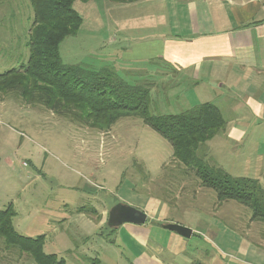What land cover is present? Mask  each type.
Here are the masks:
<instances>
[{
	"label": "rangeland",
	"instance_id": "1",
	"mask_svg": "<svg viewBox=\"0 0 264 264\" xmlns=\"http://www.w3.org/2000/svg\"><path fill=\"white\" fill-rule=\"evenodd\" d=\"M0 2L3 73L27 64L33 14L28 0ZM74 9L83 22L78 34L61 45L65 63L99 69L114 62L108 67L129 68L119 73L129 83H155L153 115L179 114L208 101L204 92L194 95L186 86L171 97L161 78L136 71L164 70L153 64L162 47L155 35L164 27L148 20L152 11L160 12L158 7L149 1L131 5L91 0L77 1ZM148 59L153 62L141 64ZM172 160V145L140 118L126 117L99 130L0 96V211L13 208L19 234L44 236L46 254H56L65 264H91L92 259L99 264H142L130 238L139 233L162 249L146 245L147 254L153 255L144 260L150 264H187V258L193 264H264V224L251 222V211L237 202L219 206L216 193L203 189L193 170ZM208 160L234 177L258 178L238 168L227 150L208 152ZM119 204L143 211L148 221L110 228L109 212ZM164 222L188 227L194 235L183 238L164 229ZM0 264L35 262L0 240Z\"/></svg>",
	"mask_w": 264,
	"mask_h": 264
},
{
	"label": "trees",
	"instance_id": "2",
	"mask_svg": "<svg viewBox=\"0 0 264 264\" xmlns=\"http://www.w3.org/2000/svg\"><path fill=\"white\" fill-rule=\"evenodd\" d=\"M77 1L91 0H29L33 17L27 33L28 62L0 73V96L45 107L99 130H108L126 117L140 118L172 145L176 166L193 170L200 186L216 193L219 206L237 202L251 211V222L264 224V187L260 181L234 177L208 160L205 145L224 132L227 124L216 105L207 102L179 114L153 115L151 85H133L112 68L92 70L63 61V41L76 36L83 22L74 9ZM110 1L132 4L143 0ZM169 192L177 196L170 188ZM15 216L11 206L0 211V240L5 248L25 254L35 264H65L56 254L45 253L44 236L19 234L13 222ZM91 264L99 262L92 259Z\"/></svg>",
	"mask_w": 264,
	"mask_h": 264
},
{
	"label": "crops",
	"instance_id": "3",
	"mask_svg": "<svg viewBox=\"0 0 264 264\" xmlns=\"http://www.w3.org/2000/svg\"><path fill=\"white\" fill-rule=\"evenodd\" d=\"M148 1L160 11L149 13V24L153 20L158 28L164 27L155 35L162 47L155 58L159 61L153 63L163 65L164 70L136 71L161 78L171 97L185 86L193 89L194 95L204 92L208 100L204 103L216 105L227 121L225 131L215 137L208 152L221 154L227 150L238 168L257 174L255 179H262L264 187V0H143ZM1 5L0 9L4 8ZM149 62L153 61L141 64ZM110 63L114 62L107 61L99 69L84 67L112 68L118 75L129 70L108 67ZM149 85L156 90L155 83ZM137 234L130 238L139 250L138 257L142 264H150L144 260L153 255L147 254L146 245L151 244L157 252L162 249ZM191 262L187 258V264Z\"/></svg>",
	"mask_w": 264,
	"mask_h": 264
},
{
	"label": "water",
	"instance_id": "4",
	"mask_svg": "<svg viewBox=\"0 0 264 264\" xmlns=\"http://www.w3.org/2000/svg\"><path fill=\"white\" fill-rule=\"evenodd\" d=\"M148 221V216L141 210L134 207L119 204L109 212L108 226L117 228L124 224L144 225ZM164 229L177 233L183 238L189 239L193 236V230L174 223L164 224Z\"/></svg>",
	"mask_w": 264,
	"mask_h": 264
}]
</instances>
